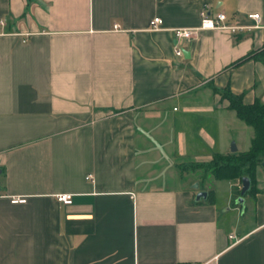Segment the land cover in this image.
I'll use <instances>...</instances> for the list:
<instances>
[{"label": "crops", "instance_id": "0c3cea01", "mask_svg": "<svg viewBox=\"0 0 264 264\" xmlns=\"http://www.w3.org/2000/svg\"><path fill=\"white\" fill-rule=\"evenodd\" d=\"M203 5L236 29L175 56ZM262 46L264 0H0V264H264V161L241 205L199 187L249 147L221 91L264 101V63H236Z\"/></svg>", "mask_w": 264, "mask_h": 264}, {"label": "trees", "instance_id": "16d2710c", "mask_svg": "<svg viewBox=\"0 0 264 264\" xmlns=\"http://www.w3.org/2000/svg\"><path fill=\"white\" fill-rule=\"evenodd\" d=\"M247 59H255L264 63V46L258 51L248 53L236 63ZM221 96L228 101V108L235 112L238 119L252 129V136L246 151L225 155L214 154L206 167L215 179H236L240 183L243 176L248 177L250 187L245 194H251L254 189V167L264 161V101L254 99L251 103H243L242 94L232 93L228 88L221 91ZM211 194L212 192L208 193L209 196ZM233 194L235 200L239 195V188L234 187Z\"/></svg>", "mask_w": 264, "mask_h": 264}, {"label": "built area", "instance_id": "2783aa9c", "mask_svg": "<svg viewBox=\"0 0 264 264\" xmlns=\"http://www.w3.org/2000/svg\"><path fill=\"white\" fill-rule=\"evenodd\" d=\"M249 18L256 19L257 14H249ZM224 20V14L223 13H216L214 16H211L207 11V6L203 5L202 8L199 11V24L195 27L190 28H172L171 33L172 37L174 39V44L172 47V52L175 56H181L182 49L179 47L177 42L184 39H189L198 34L201 30H212V29H230L233 31L236 29V27H229L222 24V21ZM161 19L159 17H153L149 21V29L150 30H159L161 29ZM114 29H116V25L113 26ZM56 199L64 204H67L70 202V194H58ZM14 202H23L22 198L14 199ZM232 237V236H229ZM189 264H195V263H189Z\"/></svg>", "mask_w": 264, "mask_h": 264}, {"label": "water", "instance_id": "95a60500", "mask_svg": "<svg viewBox=\"0 0 264 264\" xmlns=\"http://www.w3.org/2000/svg\"><path fill=\"white\" fill-rule=\"evenodd\" d=\"M230 151L231 152L235 151V147H234L233 143H231ZM263 165H264V163H263ZM193 186L197 187V184L194 183ZM249 187H250V179L246 176H243L240 179L239 196L235 199V203L240 204V205L243 203V196L249 190ZM205 197H206V192L198 191L195 195V200H198L200 198H205Z\"/></svg>", "mask_w": 264, "mask_h": 264}, {"label": "rangeland", "instance_id": "374dc122", "mask_svg": "<svg viewBox=\"0 0 264 264\" xmlns=\"http://www.w3.org/2000/svg\"><path fill=\"white\" fill-rule=\"evenodd\" d=\"M193 168H194V167H193ZM193 168L191 167V165H189V166L187 165V168H186L185 170H186V172H189V171L191 172V169H193ZM206 168H207V167H206V165H205V169H206ZM187 174H188V173H187ZM189 174H190V173H189ZM189 174H188V175H189ZM198 174H200V173L197 172L194 176H195V177H199ZM212 178H213L212 175H211V178H210V179L207 178V179H205V180H203L204 178L200 177V179H202V182H200L199 187H202V186H204V187H205V186H208V183H207V182H208L209 180H211ZM207 180H208V181H207ZM212 180H213V179H212ZM233 182H236L237 185L240 186V183H239L236 179H235ZM218 184H220V186L223 187V186L226 185V182H225V181H219ZM220 193H221V195H223V194H224V189H222V191L219 190V191H218V194H220Z\"/></svg>", "mask_w": 264, "mask_h": 264}]
</instances>
